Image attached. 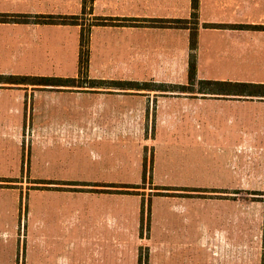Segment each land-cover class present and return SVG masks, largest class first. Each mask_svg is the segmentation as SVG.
Listing matches in <instances>:
<instances>
[{"label":"rangeland","instance_id":"obj_1","mask_svg":"<svg viewBox=\"0 0 264 264\" xmlns=\"http://www.w3.org/2000/svg\"><path fill=\"white\" fill-rule=\"evenodd\" d=\"M155 1L158 4L160 0ZM176 1L181 8L190 10L187 20H171V24H167L169 26L164 22L149 21V26L188 29L190 32L193 26H196L198 46L200 7L195 24L192 20L194 11L191 0ZM91 2L92 0L82 2L84 6L80 16L83 27L80 65L79 58L77 59L80 50L72 47V43L50 48L47 54L41 53L43 59L38 62L0 61V72H5L0 74V182L23 184V187H14L12 196L9 191L1 188L0 199L12 198V233L16 231V235H19L22 232L23 236L25 233H31L35 237L31 242L27 239V250L33 247L38 253L31 255L32 257L26 255V264H42L43 261L46 263L47 255L41 253L45 249L50 255L55 253L54 257L56 253H64L62 257L66 261L68 258L78 259V262L73 261L72 264H99L102 259L112 260V264H123L121 250L118 245H114L117 243L103 245L102 250L107 248V252L97 251L99 247L93 234L107 231L106 235L114 233L113 240L118 239L113 229L117 230L122 223H128L124 213L126 208L135 205L134 199L103 198L99 196V191L93 190L97 187L95 184H110L122 188L112 190L111 193L118 195L129 193L142 196L144 217L150 214L152 204L157 205L164 197L197 200L188 203L177 201L184 209L178 212L173 210V222L168 220L177 226V229L190 225L189 229L198 232L205 226L212 229L220 225V218L214 208V216L209 217L210 225H206L207 216L211 215V212L205 210L207 203L201 206L202 199H226L222 195L228 194H221L222 192L235 193V198L241 201L242 231L258 233L259 230H264V150H261L264 148V138L261 137L262 126L259 121L248 119L252 122L229 124L219 118L222 117L219 109L212 111L211 107H207L202 108L201 112L200 109H195L198 105L194 108L184 107V103L179 100L175 104L176 107H173V119H169L168 124L142 126L134 120L145 109V112H149L151 108L153 111L154 102L151 106L150 101L146 100L148 98H142L151 99V94L103 92L104 95L99 96L88 91L91 87L119 91L166 89L168 85L162 80H151L158 77L152 75L156 73V69L165 68L164 62L160 61L154 65L153 62L146 63L149 65L142 72L144 65L131 62L133 60L128 57L124 48L122 50L119 43L109 42L108 38L92 41L95 53L91 58V45L88 44L91 24L120 25L119 19L89 18ZM262 2L264 0H238L240 24L264 22V6L260 4L259 7ZM253 3H258V6L255 7ZM187 14L185 12V15ZM127 21L126 24L131 25L132 20ZM224 26L226 25L221 27ZM261 31L264 33V30ZM26 57L32 58V55L28 54ZM189 69L187 74L178 80V84H174L176 87L186 89L188 86L189 89L194 87L199 91H216V85L209 86L211 84L203 82L207 80H201L197 71L192 79ZM90 71L92 76L106 75L107 78L90 79ZM162 72L164 73L161 71V74ZM74 74H80V78L77 76L78 81L73 79ZM122 74L126 76L125 81L120 79ZM64 75L71 77L66 79ZM238 80L242 83L264 84V77H241ZM47 84L56 88L61 85L80 86L81 92L73 94L65 91L38 90L33 97L31 90L28 94H25L24 90L17 94L18 92H12L9 87L24 85L36 88L49 86ZM204 95L212 96L205 93ZM19 96L22 97L21 105H24L22 117L26 119L20 128L21 131L18 130L16 122L9 125L12 118H19V100L16 99ZM240 98L264 100L262 96ZM164 103V106L173 104L171 101V104L166 101ZM211 103L213 102H209V105ZM263 105L242 104L241 110L242 113L249 112L264 107ZM206 111L208 119L201 120V114ZM245 119L247 118L242 116V120ZM233 129L236 132L240 130L241 133H236ZM232 166L239 168V172L238 169L233 172ZM238 175L241 188L235 191L189 188L181 191L173 187H208L218 185L222 181L227 182L228 179L236 182ZM25 183L29 185L26 187ZM52 184L59 187L48 189ZM68 186L82 188L65 189L69 188ZM172 201L171 199L167 202ZM112 219L113 227L108 224ZM8 220L1 221L0 234L7 231L5 226ZM103 234L105 236L104 232ZM120 238L123 240L125 237ZM174 240H180V243L191 241V246H195L199 245L200 239L194 235L191 238ZM242 240L247 241L248 238ZM251 241L257 244H254L255 248L264 251V234L258 240L252 238ZM15 242L12 246L15 244L22 247L18 239ZM3 248L1 244V251ZM111 249H114L113 253ZM18 252L20 255L18 253L16 258H20V264H24L23 247ZM146 259L148 251L141 248L140 264H145ZM261 264H264V257Z\"/></svg>","mask_w":264,"mask_h":264},{"label":"crops","instance_id":"obj_2","mask_svg":"<svg viewBox=\"0 0 264 264\" xmlns=\"http://www.w3.org/2000/svg\"><path fill=\"white\" fill-rule=\"evenodd\" d=\"M82 2L83 0H0V14L16 15L22 19V21L15 23H0V61L38 62L43 59L41 53L47 54L50 48L72 43L74 45L72 47L80 50L79 54L77 53V59L79 58L78 65H80L83 33L80 16L82 7L84 6ZM260 4L262 7L264 6V2L259 3V7ZM253 5L257 7L258 3H253ZM188 7H190L189 3ZM199 7L201 11V26L198 30V48L195 53L197 59L196 71L200 79L242 83L238 82L241 81L238 80L241 77H264V35H262L264 33L252 27L232 28V26L238 25L264 26V22L253 21L245 25L240 24L238 20L240 8L238 0H200ZM89 9V18L119 19L120 24L115 26L91 24L88 42L91 45V58L95 53V47L92 45V41L108 38L109 42L119 43L122 46V50L124 48L128 53V57L133 60L131 62L142 63L144 65L142 72L152 62L153 65L154 63H160V61L164 62L165 68L163 70L156 69V73L152 74L159 78H151V80H162L164 84L168 85L166 89H125L119 91L118 89L103 90L101 88L91 87L88 88L90 90L87 89L88 91H92L99 96L104 95L103 92L126 93L128 95L151 94V99L150 97L142 98H148L146 100L150 101V105L154 102L153 111L151 108L149 112H145V109L134 120V122L142 126L148 125L155 127L168 124V120L173 119V107H176V102L181 100L184 103V107L194 108L198 105L195 109H200L201 112L203 111L202 108L206 109L207 107H211L213 109L212 111L219 109L220 115L222 116L219 118L229 124L231 122L234 124V122L249 123L259 121V124L262 126L261 137L264 138V107L244 113L241 110L242 104H264L263 99H241L240 96L235 95L237 91L230 87H227L225 89L226 92H224V89L221 91H199L197 90L198 88L195 89L194 87L189 89L187 86L186 89H182L174 85L178 84V80L183 75H186L189 69L191 32L188 29L149 26V21L187 20L190 16V10L178 6L176 0H163L162 3L160 0L158 4L155 0H92ZM185 12L189 14L185 15ZM65 19H67L66 22L64 21ZM75 20L77 23L74 22ZM127 20H132L131 25L126 24ZM210 25H227L229 27L219 28ZM100 46L102 45L100 44ZM28 54H31L32 58L26 57ZM146 63L149 64L146 65ZM161 71H164V73L162 72L161 74ZM0 74L3 75L5 72L1 71ZM72 76L74 80L77 79V76L80 78V74L77 76L74 74ZM69 77L71 75H64L66 79H70ZM95 77L101 78L102 80H106L107 78L106 75L92 76L90 71V79ZM120 79L121 81H125L126 76L122 74ZM9 87H11L12 92H18L17 94H21L23 90L25 94H28L31 90L33 97L35 91L38 90L46 92L65 91L73 94H79L81 92L80 86L71 85H61L57 88L51 85L36 88H29L24 85H10ZM25 90L29 91L26 92ZM204 93L211 94L212 96H205ZM224 93L228 94L226 95ZM21 98V96L16 98L19 100L18 120L12 118L9 121V125H13L15 122L18 123L16 125L19 127V131H21L20 128L26 120L22 117L24 114V105H21L23 103L21 102ZM164 101L167 103L171 101L173 104L172 106H164V104L166 105ZM209 102L213 103L209 105ZM191 103L195 105L193 106ZM208 113L207 111L202 113L201 120L208 119ZM231 115L234 117H231ZM242 116L247 119L242 120ZM233 130L236 132L235 129ZM236 133L241 132L238 130ZM261 150H264V148H261ZM237 169L239 172V168ZM237 169L233 167L232 170L234 172ZM237 180L235 182V180L228 179L227 182L222 181L218 185L208 187H173L181 191L188 188L235 191L241 188L239 175ZM21 185L23 187V184ZM21 185L0 182V189L3 188L9 191L12 196V192H15L14 187ZM24 185L27 187L29 184L25 183ZM95 185L97 187L92 189L99 191V196L103 198L121 197L122 200L134 199L135 205L125 209L124 214L128 223L126 225L122 223L117 230L113 229L115 234H117L115 237H118V239L113 240L114 233L113 235L112 233L106 235L107 231H99L93 234L99 247L97 251L107 252V248L102 250L103 245L110 244V242H112V245L117 243L114 245H118L121 250L120 255L122 256L123 264H140L141 248H146L148 251V259L144 262L145 264H255L256 262L261 264L263 261L264 251L255 248L257 244L252 243L251 239L255 238L258 240L264 234L261 233L264 230L258 231L261 234L256 233L257 231H242L241 201L239 198H235V193L222 192L221 194H228L222 195L226 199H202L201 206L207 203L205 210L211 212V215L207 216L208 220H206V225H210L209 217L214 216L212 212L213 208L216 209L217 216L220 218V225L212 229L205 226L206 228H201L198 232V230L193 231L192 228L189 229L191 227L190 225H187L184 229H177V226L171 223L173 222L172 215H174L172 211L178 212L182 208L184 209V206L177 203V201L188 203L197 202V200L193 201L190 198L177 200L176 198H171L173 201L167 202L171 199L164 197L162 202L157 205L152 204L150 214H146L144 217L142 216V211L145 212V206L141 203L142 196L129 193L118 195L111 193L112 190H122V188L119 189L110 184ZM51 186L48 189H56L59 187L56 184H52ZM89 186H85V188H89ZM68 187L65 189L82 188L80 186ZM177 194L181 193L177 192ZM13 196L15 199L16 193ZM1 219L9 220L5 226L7 231L0 234V264H20V258H16V255L18 256V253L20 255L18 251H21L22 247L25 255L23 263L26 264V255L31 256L34 253H38L33 247L27 250V239L31 242V239L35 237L31 233H25L24 236L22 232L19 235L17 234L18 236L16 235V231L12 233L11 197L10 199H0V227ZM14 219H16L15 216ZM113 223V219L111 222L110 220L108 222L112 227L114 225ZM194 235L200 239L199 245L191 246V241L185 243H180V240L173 241V239L177 238H191ZM120 237L125 238L122 240ZM242 238H248V240L244 241ZM17 239L22 247L15 244L12 246ZM12 240H14L13 243ZM1 244L4 246L2 251ZM41 253L47 255L46 263L43 261L42 264H72L73 261L78 262V259L74 260L70 258L66 261L62 257L64 253H56V257H54L55 253L50 255L47 249L42 250ZM27 264L39 263L29 262ZM99 264H112V260L102 259Z\"/></svg>","mask_w":264,"mask_h":264},{"label":"trees","instance_id":"obj_3","mask_svg":"<svg viewBox=\"0 0 264 264\" xmlns=\"http://www.w3.org/2000/svg\"><path fill=\"white\" fill-rule=\"evenodd\" d=\"M199 8V0H192V9H193V14H192V20L195 21V24L198 21V13L197 10ZM21 17L16 16V15H6V14H0V23H15V22H20L22 21V19H20ZM75 23H77V21H74ZM156 22H164V24H171L169 22L171 21H154ZM174 22V21H173ZM185 24H187L188 22H184ZM194 24V25H195ZM169 26V25H167ZM212 27H219V28H226V26L221 27L223 25H210ZM256 28V29H261L264 30V26H259V27H255V26H232V28ZM190 49H191V56H190V76L193 79L195 74H196V50H197V27L193 26L192 30H191V35H190ZM206 84H211L209 86L212 85H216L214 87H216V90H223L224 92L225 89L227 87L230 88H234L235 91H237L235 93L236 96H262L264 97V84H253V83H232V82H224V81H203ZM218 88V89H217ZM262 89V90H261ZM210 91H214V90H210ZM224 94H228V93H224Z\"/></svg>","mask_w":264,"mask_h":264}]
</instances>
